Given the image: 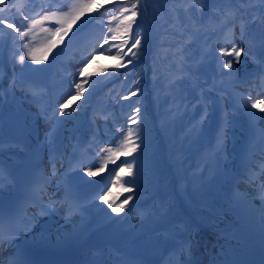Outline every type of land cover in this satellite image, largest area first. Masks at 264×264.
I'll return each instance as SVG.
<instances>
[{"label":"snow or ice","instance_id":"6c2138e0","mask_svg":"<svg viewBox=\"0 0 264 264\" xmlns=\"http://www.w3.org/2000/svg\"><path fill=\"white\" fill-rule=\"evenodd\" d=\"M15 2V0H13ZM96 0H78L77 3L71 5L70 8L59 9V10H49L44 12L43 14L38 15L37 18L29 19L28 16H24L23 19L26 23L21 26H17V24L3 15H0V25H3L7 29H11L12 33L15 34L14 39L16 40H24L26 37L29 38L27 43L22 45L23 48L28 49L27 59L32 61L34 64H41L43 61L47 60L48 55L52 52V50L56 47L57 43H63L64 36H67L71 31L72 26L79 20L86 12H90L95 4ZM253 0H249V3H252ZM0 3H3V0H0ZM261 5H264V0H259ZM8 5L5 3L4 7ZM4 8L0 7V12H2ZM119 15H113L112 20L117 21L116 26L107 27V33H113L111 36L112 40H120L121 43L119 45H115L118 48V52L112 53L111 49L113 45H110L105 49V52L109 55H112L113 59H119L120 61H124L125 57L131 56L132 59L127 60L126 63H118L116 65L117 68L127 67L129 64H133L137 62V56L142 53L134 52L133 49L141 48V29L139 26L136 27L135 34L133 35V25L136 24V18L138 15L142 14V11H146V4L144 6L141 5L140 0H130V3L124 6H121L117 9ZM107 15L102 14V16ZM87 23V21L85 22ZM55 24L57 27H49L47 25ZM40 33H44L45 35L41 38V41H37V36ZM241 35H243V27H241ZM231 44L230 50L227 48H220L219 52L221 56L232 57V59H222L220 62L221 69H233V65L239 64L241 55L244 53L243 47L237 46L234 41L229 42ZM32 47H29V45ZM105 44H109L108 37L105 36L103 38V43L100 45L101 48L104 47ZM130 44V46H129ZM127 51L125 52V49ZM38 53H40L38 55ZM25 55H20L18 57V62L20 64L25 63ZM95 60V53H93L87 60L82 62L78 75L83 78L85 76L90 75L87 72V68L93 63ZM232 74V73H228ZM112 75L117 76L121 75L116 72ZM89 81L85 79H81L79 82L74 83L75 91L70 95V97L64 101L63 103L58 105V115L59 116H72L73 112H65V109H68L70 105H72L77 99L84 96V93L88 91L83 85L88 84ZM93 84L96 81L92 82ZM139 81L137 80V84ZM140 88H136L127 94L123 95L122 99L130 100L131 97L136 96L138 92H140ZM241 106L248 109V114L250 116H255V113L251 112L250 109H256L260 113H264V99H252L251 95L241 96L240 98ZM74 111H79V108L74 109ZM207 117V112L200 119V123L202 124ZM144 117L141 112V106L139 104H135L132 113L129 116V121L131 124L136 125L137 128L129 127L126 132L119 138L118 146H114L106 149L107 152L106 158L99 163L96 167V170H93L92 167H88L86 171V175L88 177H96L103 173L108 164H115L117 160L121 156L128 157L131 156L137 149L140 148V144L137 143V140L140 139V126ZM264 119V117H261ZM119 131V129H118ZM133 165L131 162L125 160V162L119 167V170L116 171L113 169L114 179L110 177L106 178L108 183L100 189L97 193L96 198L103 203L107 204L108 208L111 209L112 213L119 215L124 212L125 205L128 204L129 201L133 199L132 196L126 197L121 203L117 204L115 199L110 200V197L113 196V189L119 186L123 192H132L133 187H126L125 183L133 184V181L121 182L123 176H131ZM262 171H264V166H262ZM258 174L255 172H250L249 180L256 179ZM5 171L2 166H0V189H3L5 182ZM9 182H11V178L9 177ZM261 220L264 222V209L261 210ZM3 219L0 216V245L3 243L4 234H3ZM11 239V235L9 236ZM2 264V262H0Z\"/></svg>","mask_w":264,"mask_h":264}]
</instances>
